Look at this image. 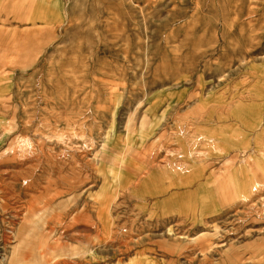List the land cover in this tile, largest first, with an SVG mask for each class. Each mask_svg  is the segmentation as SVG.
<instances>
[{"label":"rangeland","instance_id":"374dc122","mask_svg":"<svg viewBox=\"0 0 264 264\" xmlns=\"http://www.w3.org/2000/svg\"><path fill=\"white\" fill-rule=\"evenodd\" d=\"M47 4L0 65V264H264V0Z\"/></svg>","mask_w":264,"mask_h":264},{"label":"crops","instance_id":"0c3cea01","mask_svg":"<svg viewBox=\"0 0 264 264\" xmlns=\"http://www.w3.org/2000/svg\"><path fill=\"white\" fill-rule=\"evenodd\" d=\"M8 1L10 2L0 1L2 7L10 5L14 14L5 21V25H0V65L16 64L22 70H27L35 64L38 56L47 47L45 41L51 38V42L59 36L58 31L62 21L56 20L55 10L46 5L49 0ZM56 33L58 35L55 36ZM6 72L0 70V89L8 85L9 75ZM261 96L263 106L259 103L257 114L259 120L264 121V96ZM240 107L244 108V105Z\"/></svg>","mask_w":264,"mask_h":264}]
</instances>
